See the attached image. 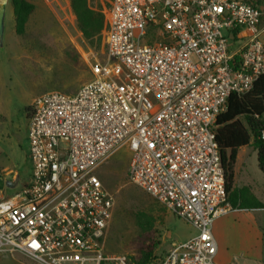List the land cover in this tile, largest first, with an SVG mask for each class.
I'll return each mask as SVG.
<instances>
[{
  "label": "built area",
  "instance_id": "2783aa9c",
  "mask_svg": "<svg viewBox=\"0 0 264 264\" xmlns=\"http://www.w3.org/2000/svg\"><path fill=\"white\" fill-rule=\"evenodd\" d=\"M262 14L244 0H109L92 79L32 101L31 175L10 197L0 191V251L33 264H136L104 252L114 198L94 173L125 145L129 182L198 230L148 264H217L213 221L232 207L215 122L264 74Z\"/></svg>",
  "mask_w": 264,
  "mask_h": 264
},
{
  "label": "rangeland",
  "instance_id": "374dc122",
  "mask_svg": "<svg viewBox=\"0 0 264 264\" xmlns=\"http://www.w3.org/2000/svg\"><path fill=\"white\" fill-rule=\"evenodd\" d=\"M87 1L100 13L109 6V0ZM244 1H255L264 13V0ZM53 18L48 16L45 21L35 17L22 34H16L11 6L6 11L0 43V166L5 168L0 174L6 176L0 191L5 197L18 192L31 175L27 116L32 101L48 91L74 94L81 84L92 79L89 63L93 59H105L104 31L98 38L87 39L73 13L63 15L61 22ZM260 28L259 38L264 43V22ZM262 121L264 124V115ZM130 155L127 146H121L94 171L114 198L112 218L104 235V252L126 253L138 263L142 257L140 247L152 240L155 257L148 262L151 263L173 244L195 236L198 230L172 214L147 191L129 182L126 171ZM235 169H241L244 182L254 187L264 202V170L259 167L257 151L251 145L239 148ZM234 218L230 214L215 222V262L264 264V209L249 218L258 226L246 234L237 230L238 218ZM0 264H33V260L17 251H0Z\"/></svg>",
  "mask_w": 264,
  "mask_h": 264
},
{
  "label": "trees",
  "instance_id": "16d2710c",
  "mask_svg": "<svg viewBox=\"0 0 264 264\" xmlns=\"http://www.w3.org/2000/svg\"><path fill=\"white\" fill-rule=\"evenodd\" d=\"M10 2L14 16V30L16 34H22L27 18L33 10V4L27 0H10ZM70 5L82 35L87 39L98 38L106 27L103 13L90 7L87 0H70ZM263 115L264 74L258 77L248 91L230 94L225 110L216 118L215 139L224 172L226 200L232 208H264V204L254 196L249 187L233 185L234 162L237 150L242 146L251 145L255 148L258 165L264 170V141L260 138V132L264 129ZM137 220L139 223V219ZM147 238L151 240L150 236ZM154 246L152 240L150 244H143L140 247L142 257L136 264H146L153 259Z\"/></svg>",
  "mask_w": 264,
  "mask_h": 264
},
{
  "label": "crops",
  "instance_id": "0c3cea01",
  "mask_svg": "<svg viewBox=\"0 0 264 264\" xmlns=\"http://www.w3.org/2000/svg\"><path fill=\"white\" fill-rule=\"evenodd\" d=\"M27 1L33 4V10L27 18L25 27L27 26L29 21L33 20L35 17H37V19L40 20L42 18L43 13L45 15L41 20L46 21L48 16H49L52 18L54 17L53 19L57 22L58 21L61 22L63 15L67 16V15H72V13H73L71 5H70V0H27ZM8 6H11V8H12L10 0H7V9H8ZM103 15H104V12H103ZM104 21H105V17H104ZM262 22H264V13L260 17V25L262 24ZM57 24H59V23H57ZM104 52H105V45H104ZM90 73H91V71H90ZM91 75H92V73H91ZM238 150H239V148H238ZM238 150H237L236 159H235L234 167H233V170H234L233 185L236 187H241V186L249 187L251 192L254 194V196L260 202H262V200H260L259 197L257 196V194L255 193L254 187H252L247 182H244V175H243L241 169H239V170L235 169L237 162H238ZM4 170H5V168L0 166V172H4ZM7 172H9V171H7ZM17 177H18V175H16L13 178V180L15 181L17 179ZM3 178H6V176ZM262 203L264 204V202H262ZM260 209L263 210L264 208H232L227 213L216 218L214 221V224L212 225V233H213V237L215 239L216 244H217V241H216L215 232L213 231V229L214 228L217 229V227L215 226V222L218 219H220L222 216L232 214L233 216H235L234 219L238 218V223H237L238 225L235 224L236 226H238L237 230L240 231L241 233L246 234L251 229L253 230V228L258 226V224L256 222H250L249 218L251 216H254V213L258 212V210H260ZM234 219H233V223L235 222Z\"/></svg>",
  "mask_w": 264,
  "mask_h": 264
},
{
  "label": "water",
  "instance_id": "95a60500",
  "mask_svg": "<svg viewBox=\"0 0 264 264\" xmlns=\"http://www.w3.org/2000/svg\"><path fill=\"white\" fill-rule=\"evenodd\" d=\"M7 11V0H0V43L3 39V33H4V20H5V15ZM3 181L0 178V184H2ZM8 183H11L8 181Z\"/></svg>",
  "mask_w": 264,
  "mask_h": 264
}]
</instances>
